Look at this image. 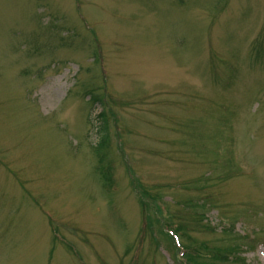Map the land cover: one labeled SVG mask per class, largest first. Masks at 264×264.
Wrapping results in <instances>:
<instances>
[{"label":"rangeland","instance_id":"rangeland-1","mask_svg":"<svg viewBox=\"0 0 264 264\" xmlns=\"http://www.w3.org/2000/svg\"><path fill=\"white\" fill-rule=\"evenodd\" d=\"M151 214L264 264V0H0V264H182Z\"/></svg>","mask_w":264,"mask_h":264},{"label":"trees","instance_id":"trees-1","mask_svg":"<svg viewBox=\"0 0 264 264\" xmlns=\"http://www.w3.org/2000/svg\"><path fill=\"white\" fill-rule=\"evenodd\" d=\"M97 118L99 119V122L101 123L99 127V133H100L99 146H100V145H103V143L105 144L107 140V126H106V121H105L103 112H100ZM203 247H204V250L206 251V254L200 253L195 258L193 257L196 261H199L198 264H220L219 260L215 256L218 254V251H216L215 248L210 247L208 244H204Z\"/></svg>","mask_w":264,"mask_h":264}]
</instances>
